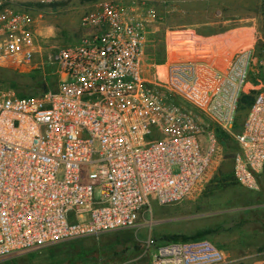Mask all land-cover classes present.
I'll return each instance as SVG.
<instances>
[{
	"label": "built area",
	"instance_id": "1",
	"mask_svg": "<svg viewBox=\"0 0 264 264\" xmlns=\"http://www.w3.org/2000/svg\"><path fill=\"white\" fill-rule=\"evenodd\" d=\"M145 10L139 0H104L86 12L85 35L51 56L55 90L19 96L0 86V260L135 227L152 201L196 200L225 158L217 128L238 144L236 182L260 188L264 90L236 128L253 46L175 39L167 62L152 68L143 55ZM36 12L0 4V66L42 56ZM145 248L149 264L227 259L208 238L150 237Z\"/></svg>",
	"mask_w": 264,
	"mask_h": 264
},
{
	"label": "rangeland",
	"instance_id": "2",
	"mask_svg": "<svg viewBox=\"0 0 264 264\" xmlns=\"http://www.w3.org/2000/svg\"><path fill=\"white\" fill-rule=\"evenodd\" d=\"M41 1L62 3L57 9L45 7L43 12H36L39 15L35 28L42 56L37 54L29 65L0 66V86L17 95L43 96L45 93L37 86L41 80L51 83L53 91L57 78L51 63L53 51L80 40L86 33L81 27L82 17L104 0H0V4L24 6ZM139 2L146 9L143 55L152 68L155 64L151 62L152 55L164 54L166 63L168 45L175 39L178 43L189 36L198 43L219 39L233 50L252 45L254 59L245 94L256 95L264 90V0ZM246 31L249 35L240 42L225 40L234 32ZM42 61L41 69L37 66ZM239 115V121L243 122L246 111ZM235 144L234 141L232 146ZM228 152H233V148ZM233 173L234 157L230 153L200 196L188 204L159 207L152 201V208L141 212L135 227L51 243L1 259L0 264H149L145 243L150 237L162 241L173 235L192 236L199 230L210 229L214 232L205 237L227 256L221 264H264V175L260 188L251 190L236 181L227 184L223 176L230 177Z\"/></svg>",
	"mask_w": 264,
	"mask_h": 264
},
{
	"label": "trees",
	"instance_id": "3",
	"mask_svg": "<svg viewBox=\"0 0 264 264\" xmlns=\"http://www.w3.org/2000/svg\"><path fill=\"white\" fill-rule=\"evenodd\" d=\"M26 6L29 7H33L37 10H44V8L46 7H52L57 9L60 5H62L61 2H28L25 4ZM151 62L155 63V64H162L165 62V56L164 54L158 53L156 55H152L151 58ZM57 77V76H56ZM37 86L40 87L42 89V91L44 93L49 92L52 87H51V83L49 84V82H45V80H41L37 83ZM58 86V77L56 78V82H55V86L54 89L55 90ZM25 95V94H24ZM24 95H19V96H24ZM255 99V95H251V94H243L241 99H240V104H239V113L241 111H246V115L248 113L249 108L251 107V105L253 104ZM239 117L240 115L238 114V121H237V125L236 128L239 130L241 129V125L242 122L239 121ZM218 131V136L220 138L221 144L224 147L225 150V157H227V155H230V153L233 155H235L236 150L238 149V144L237 142L234 140L233 137H231L229 134H227L226 132L220 130L219 128H217ZM235 141V146L233 147L232 144ZM233 148V152H228L229 149ZM223 174V173H222ZM224 181L227 183H229V181L232 184H235L236 181L235 177H234V173L232 176L228 177V176H223ZM227 183V184H228ZM214 230L210 229V230H199L196 233H194L192 236H187V235H182V236H178V235H173L172 237H166L165 240H162L160 242H177V241H188V240H195V239H201V238H206L205 236L213 233ZM156 239V238H155ZM157 240V239H156ZM159 241V240H158ZM82 256H85V254H82Z\"/></svg>",
	"mask_w": 264,
	"mask_h": 264
},
{
	"label": "bare ground",
	"instance_id": "4",
	"mask_svg": "<svg viewBox=\"0 0 264 264\" xmlns=\"http://www.w3.org/2000/svg\"><path fill=\"white\" fill-rule=\"evenodd\" d=\"M247 35H249V34L247 33V31L244 32V34H241V33L238 34V32H234V33H232L231 35L227 36V39H225V40H237L238 42H240V41L243 40L244 37H247ZM181 43H182V42H181Z\"/></svg>",
	"mask_w": 264,
	"mask_h": 264
}]
</instances>
